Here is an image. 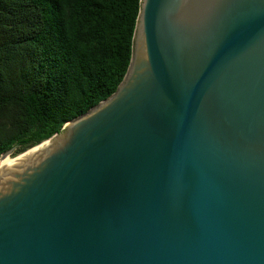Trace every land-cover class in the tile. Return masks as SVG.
Here are the masks:
<instances>
[{"label":"water","instance_id":"obj_1","mask_svg":"<svg viewBox=\"0 0 264 264\" xmlns=\"http://www.w3.org/2000/svg\"><path fill=\"white\" fill-rule=\"evenodd\" d=\"M62 128L0 154V264H264V0H140Z\"/></svg>","mask_w":264,"mask_h":264},{"label":"trees","instance_id":"obj_2","mask_svg":"<svg viewBox=\"0 0 264 264\" xmlns=\"http://www.w3.org/2000/svg\"><path fill=\"white\" fill-rule=\"evenodd\" d=\"M140 0H0V154L37 144L111 94Z\"/></svg>","mask_w":264,"mask_h":264},{"label":"rangeland","instance_id":"obj_3","mask_svg":"<svg viewBox=\"0 0 264 264\" xmlns=\"http://www.w3.org/2000/svg\"><path fill=\"white\" fill-rule=\"evenodd\" d=\"M63 131H64V129L62 128L59 132H57V134H58V135H62ZM50 139H51V140L54 139V136H52Z\"/></svg>","mask_w":264,"mask_h":264},{"label":"bare ground","instance_id":"obj_4","mask_svg":"<svg viewBox=\"0 0 264 264\" xmlns=\"http://www.w3.org/2000/svg\"><path fill=\"white\" fill-rule=\"evenodd\" d=\"M45 143V142H44ZM2 159L0 158V161H1Z\"/></svg>","mask_w":264,"mask_h":264}]
</instances>
